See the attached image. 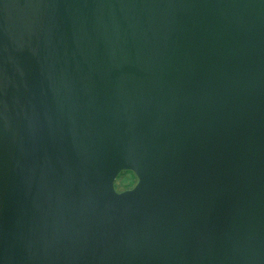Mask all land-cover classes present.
Listing matches in <instances>:
<instances>
[{
    "label": "water",
    "instance_id": "obj_1",
    "mask_svg": "<svg viewBox=\"0 0 264 264\" xmlns=\"http://www.w3.org/2000/svg\"><path fill=\"white\" fill-rule=\"evenodd\" d=\"M0 264H264V0H0Z\"/></svg>",
    "mask_w": 264,
    "mask_h": 264
},
{
    "label": "rangeland",
    "instance_id": "obj_2",
    "mask_svg": "<svg viewBox=\"0 0 264 264\" xmlns=\"http://www.w3.org/2000/svg\"><path fill=\"white\" fill-rule=\"evenodd\" d=\"M138 178L131 170H122L117 176L115 186L119 191L130 189L136 185Z\"/></svg>",
    "mask_w": 264,
    "mask_h": 264
}]
</instances>
